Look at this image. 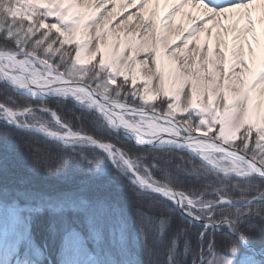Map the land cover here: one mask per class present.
Listing matches in <instances>:
<instances>
[{
    "label": "snow or ice",
    "instance_id": "1",
    "mask_svg": "<svg viewBox=\"0 0 264 264\" xmlns=\"http://www.w3.org/2000/svg\"><path fill=\"white\" fill-rule=\"evenodd\" d=\"M0 80L33 95H72L113 128L129 130L138 144L187 134L184 143L225 172L264 177V0H0ZM29 111L0 103V118L18 127L17 117ZM23 127L102 149L133 184L193 215L210 207L195 190L159 181L131 147L71 129L60 133L26 121ZM101 195L89 188L81 199ZM8 201L22 206L23 227L20 210ZM52 201L35 185L3 195L0 264H83L63 238L57 243L55 224L47 234L34 229ZM96 216L102 232L103 210Z\"/></svg>",
    "mask_w": 264,
    "mask_h": 264
},
{
    "label": "trees",
    "instance_id": "2",
    "mask_svg": "<svg viewBox=\"0 0 264 264\" xmlns=\"http://www.w3.org/2000/svg\"><path fill=\"white\" fill-rule=\"evenodd\" d=\"M4 101L15 109L46 106L75 132L133 148L140 166H149L162 183L193 189L211 204L225 197L232 203L195 210L202 220L190 218L172 200L133 184L129 172L98 147L64 145L0 119V199L24 185L53 194L52 207L35 217L34 229L47 234L55 224L57 243L63 238L83 264H199L204 256L200 264L209 258L211 264H264V198L255 199L264 193L263 177L215 170L185 149L137 146L97 112L71 100L31 98L0 82ZM89 188L102 195L85 203L81 194ZM6 206L19 209L25 220L21 205ZM101 209L102 232L96 216Z\"/></svg>",
    "mask_w": 264,
    "mask_h": 264
},
{
    "label": "rangeland",
    "instance_id": "3",
    "mask_svg": "<svg viewBox=\"0 0 264 264\" xmlns=\"http://www.w3.org/2000/svg\"><path fill=\"white\" fill-rule=\"evenodd\" d=\"M75 102V101H73ZM79 105H83V106H86V104H82L80 102H75ZM31 111L29 112H25L22 116H18L17 119L21 121L22 124H24V122L26 121L28 124H43L45 125L47 128L49 129H52L54 131H57V132H60V133H65L68 131V129H71L68 124H66L61 118H60V121L57 122V120L53 117L52 113L55 112L53 110L51 111H44L43 110V107L42 106H36L34 108V106H31L30 107ZM56 113V112H55ZM58 115V114H57ZM59 116V115H58ZM60 117V116H59ZM62 125H66L67 127H63ZM73 131V130H72ZM75 132V131H73ZM79 141V140H77ZM217 156H220L222 155L221 153H216ZM208 163V162H207ZM222 163H226V162H222ZM209 164V163H208ZM124 168V167H123ZM215 168L216 170H220V171H223V168L219 167V166H216L215 165ZM230 173H237V172H232V171H229ZM239 174V173H237ZM240 175V174H239ZM260 197H264V193L261 194ZM212 201H209V200H203L201 201L202 204H208V205H218L220 202L221 203H225L227 205L230 206L231 203H229L227 200H225L224 198L223 199H219L218 201H215V203L211 204ZM249 202H252V201H248V202H245V204L247 205ZM180 208V207H179ZM209 207H207L206 209H208ZM205 207H199L197 208L196 210H200V211H203L206 210ZM196 213V212H195ZM192 214V213H191ZM193 215V214H192ZM193 216H196V218L199 217V215H197V213ZM201 219V217H199ZM24 222L25 220L23 219V217L20 215V227H23L24 225Z\"/></svg>",
    "mask_w": 264,
    "mask_h": 264
},
{
    "label": "water",
    "instance_id": "4",
    "mask_svg": "<svg viewBox=\"0 0 264 264\" xmlns=\"http://www.w3.org/2000/svg\"><path fill=\"white\" fill-rule=\"evenodd\" d=\"M4 82H6L7 84H9L11 87H13L10 84V82H8L7 80H4ZM13 88L16 91L26 92V89L16 88V87H13ZM41 93L43 94L44 92H41ZM52 96L60 97V98H63V99L76 100L75 97H73L72 95L64 96V95H60V94H57L56 95V94H52V93H48V92H45V94L41 95V97H52ZM35 97H38V96H35ZM93 108L95 110H97L95 107H93ZM20 127L25 128V127H23V124H21ZM25 129L37 131L36 128H25ZM115 129L118 130V131L123 132L125 136H127L128 138H130L135 144H137L139 146H146V147H181V146H183V147H185L187 149L193 150V149L189 148L186 143H184V141L187 140L186 138H177V137L169 136L168 137V140L171 141V142H162V141H164V137L162 136L160 139H154V140H151V142H145L143 144H138L136 138L133 136L132 133L129 132V130L125 129L122 126L120 128H118V129L117 128H115ZM37 132L43 134L44 136H46L48 138H52V139L57 140L59 142L65 143V141L63 139L59 138V137L49 136L48 134H46L45 132H42V131H37ZM179 141H181V144H179ZM65 144L72 145L73 143H65ZM80 144L93 146V145H91V144H89L87 142H83V143H80ZM193 151H195V150H193ZM195 152H197V151H195ZM249 174H258V173L253 172V173H249ZM137 185L140 186L139 184H137ZM143 188L144 189H147V190L153 191L152 189L147 188V187H143ZM155 192H157V191H155ZM158 193H160V192H158ZM179 207L181 208V210L185 211L184 207H181L180 205H179Z\"/></svg>",
    "mask_w": 264,
    "mask_h": 264
},
{
    "label": "bare ground",
    "instance_id": "5",
    "mask_svg": "<svg viewBox=\"0 0 264 264\" xmlns=\"http://www.w3.org/2000/svg\"><path fill=\"white\" fill-rule=\"evenodd\" d=\"M228 2H229V0H210V3H212V4H214V5L227 4ZM2 81H4V80H2ZM8 82H9V81H8ZM26 92H28L29 94L33 95L32 92H31L30 90H28V89H26ZM46 92H48V93H52V94H57L55 91H51V90L46 91ZM40 94H41V93H40L39 91H37L35 95H40ZM43 94H45V92H44ZM41 95H42V94H41ZM187 136H188V135L186 134L184 137H180V138H186V139H188L189 137H187ZM59 138H61V137H59ZM61 139H62V138H61ZM179 144H181V141H179Z\"/></svg>",
    "mask_w": 264,
    "mask_h": 264
}]
</instances>
